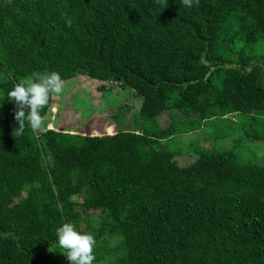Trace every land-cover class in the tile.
Here are the masks:
<instances>
[{
    "label": "trees",
    "instance_id": "trees-1",
    "mask_svg": "<svg viewBox=\"0 0 264 264\" xmlns=\"http://www.w3.org/2000/svg\"><path fill=\"white\" fill-rule=\"evenodd\" d=\"M50 71L131 89L137 116L45 130L52 94L17 137L7 93ZM207 121L264 140V0H0V264H69L65 222L95 237L93 264H264V158L163 145Z\"/></svg>",
    "mask_w": 264,
    "mask_h": 264
},
{
    "label": "rangeland",
    "instance_id": "rangeland-1",
    "mask_svg": "<svg viewBox=\"0 0 264 264\" xmlns=\"http://www.w3.org/2000/svg\"><path fill=\"white\" fill-rule=\"evenodd\" d=\"M84 77V76H82ZM67 84L64 83L63 91L58 94L60 100L52 114L43 121V129H51L52 127H64L65 123H68L66 130L69 132L83 134L86 131L92 133H104L113 128L115 110L119 111V128L123 127V122L128 118H135L137 115L130 109L128 114V106L134 102L131 106L132 109H138L139 98L134 100L132 90L125 87L120 90L118 87L112 89L108 87L103 91V95L92 97V92L87 91L85 85L89 86L94 83L95 80L84 77L80 81L79 78L73 80H66ZM64 81V82H66ZM76 82V85H71ZM65 90V92H64ZM73 90V91H71ZM70 91V92H69ZM66 93H68L66 96ZM70 96V97H69ZM112 100V103H111ZM127 107V108H126ZM174 120V117H171ZM231 117H226L221 121H228ZM234 123L233 118L231 119ZM157 123L160 127L166 128L170 123L169 117L165 115L157 118ZM202 128L196 132L182 133L170 138L169 141H164V147L167 150L186 148L189 144H197L200 147L212 149H228L231 146H240L241 151L245 154L247 159H255L260 161L264 158V140H252L251 138L244 135L242 130H234L229 137L224 139H218L213 135L211 126L207 125L209 121L204 122ZM223 132L232 130L230 127L231 123H223ZM103 129V130H102ZM258 158V159H257ZM260 158V159H259Z\"/></svg>",
    "mask_w": 264,
    "mask_h": 264
},
{
    "label": "clouds",
    "instance_id": "clouds-1",
    "mask_svg": "<svg viewBox=\"0 0 264 264\" xmlns=\"http://www.w3.org/2000/svg\"><path fill=\"white\" fill-rule=\"evenodd\" d=\"M183 3L190 6L191 0H183ZM63 88L64 81L56 71L33 73L31 79L16 83L7 93V100L15 107L14 119L18 124L13 133L21 136L26 123L33 132L41 131L42 108L49 103L50 95L60 94ZM56 237L58 245L66 250L64 256L69 264H93L96 240L91 233L79 231L73 223L65 222L56 229Z\"/></svg>",
    "mask_w": 264,
    "mask_h": 264
}]
</instances>
